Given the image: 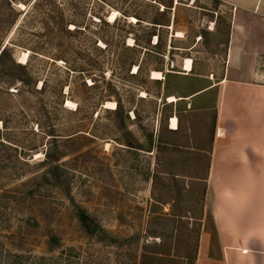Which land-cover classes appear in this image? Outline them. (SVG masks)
<instances>
[{"label": "rangeland", "instance_id": "1", "mask_svg": "<svg viewBox=\"0 0 264 264\" xmlns=\"http://www.w3.org/2000/svg\"><path fill=\"white\" fill-rule=\"evenodd\" d=\"M12 7L0 26V264H189L214 115L208 95L178 98L202 81L181 62L220 74L231 12L211 0ZM47 154L56 187L41 177ZM76 207L119 244L89 237Z\"/></svg>", "mask_w": 264, "mask_h": 264}, {"label": "crops", "instance_id": "2", "mask_svg": "<svg viewBox=\"0 0 264 264\" xmlns=\"http://www.w3.org/2000/svg\"><path fill=\"white\" fill-rule=\"evenodd\" d=\"M211 1L231 12L223 67L185 71L183 59L202 81L178 96L208 95L214 115L194 264H264V0Z\"/></svg>", "mask_w": 264, "mask_h": 264}, {"label": "trees", "instance_id": "3", "mask_svg": "<svg viewBox=\"0 0 264 264\" xmlns=\"http://www.w3.org/2000/svg\"><path fill=\"white\" fill-rule=\"evenodd\" d=\"M15 1L16 0H0V26H2V28L4 29H8L13 23V21L16 19L17 15L14 13L12 7V3H14ZM20 1H23V3H25L28 2L29 0H20ZM214 3L217 4L216 1H214ZM2 10L7 12L6 17H1ZM56 24L59 25V22H56ZM156 24H160V23L156 22ZM228 25L229 24L227 23V28ZM156 36L157 38H159L158 34H156ZM226 44H227V40L225 41V46ZM6 54H7V49L5 47L2 48L0 42V64L2 63V60ZM58 158L59 156H52L51 154H47L45 161L42 162V165L45 167L41 174L42 179L48 181L50 185L55 187L58 185V179H59V175H58L59 166L56 163L58 161ZM76 215L78 219L84 224L89 237L96 238L98 241L104 242L109 245L119 244L118 238L115 235L110 234L104 228H102L101 225L98 222H95L94 219L90 217L85 210L76 207ZM195 258L196 255L191 256L190 254H187L186 260L189 262V264H194Z\"/></svg>", "mask_w": 264, "mask_h": 264}, {"label": "bare ground", "instance_id": "4", "mask_svg": "<svg viewBox=\"0 0 264 264\" xmlns=\"http://www.w3.org/2000/svg\"><path fill=\"white\" fill-rule=\"evenodd\" d=\"M114 17H115V14L113 13L110 16V19L112 20V19H114ZM25 57L26 56L24 55L23 58H25ZM190 68H191V59L190 58H185L184 62H183V69L185 71H190ZM152 76H153V78L161 79L162 78V73L160 71H153L152 72ZM169 100L170 101L174 100V97L170 96ZM169 124H170V128H172V129H176L177 128V118H176V116L170 117Z\"/></svg>", "mask_w": 264, "mask_h": 264}]
</instances>
